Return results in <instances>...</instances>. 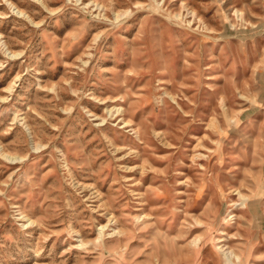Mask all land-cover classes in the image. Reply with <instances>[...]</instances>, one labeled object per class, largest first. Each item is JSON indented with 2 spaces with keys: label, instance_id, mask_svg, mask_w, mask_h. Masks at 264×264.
Here are the masks:
<instances>
[{
  "label": "rangeland",
  "instance_id": "rangeland-1",
  "mask_svg": "<svg viewBox=\"0 0 264 264\" xmlns=\"http://www.w3.org/2000/svg\"><path fill=\"white\" fill-rule=\"evenodd\" d=\"M43 1L0 0V264H264V0Z\"/></svg>",
  "mask_w": 264,
  "mask_h": 264
},
{
  "label": "bare ground",
  "instance_id": "bare-ground-1",
  "mask_svg": "<svg viewBox=\"0 0 264 264\" xmlns=\"http://www.w3.org/2000/svg\"><path fill=\"white\" fill-rule=\"evenodd\" d=\"M39 3H41L42 5H44V6H46L45 5V3H44V1L43 0H37ZM95 3H98V2H95ZM99 4V3H98ZM12 5H14V4H12ZM97 5V4H96ZM100 5V4H99ZM15 6V5H14ZM98 6V5H97ZM102 6V5H101ZM15 9H18V12L22 15V16H26L27 18H29L32 22H34L33 20H32V18L25 12V11H23V10H21V9H19L17 6H15L14 7ZM238 12H239V10H238ZM193 13H195V11H193ZM19 14V15H20ZM120 16V14H117V18ZM35 25H37V24H35ZM2 36V35H1ZM6 45V44H5ZM8 49V48H7ZM10 54H12L13 56H16V55H19L20 53L18 52H16V51H13V50H10V52H9ZM21 55V54H20ZM12 56V57H13ZM10 88V87H9ZM2 99H5V97H1ZM4 101V100H3ZM121 110V108L120 107H118V108H116V111H120ZM128 123V122H127ZM1 149H2V146H1V148H0V154H2L3 156H6V157H8V158H14V157H11V155H9V154H6V153H4V152H2L1 151ZM13 156V155H12ZM98 193V192H97ZM97 196H99V195H97ZM240 196L241 197H243L244 199L246 198V196L245 195H242V194H240ZM23 218L24 217H26V215H23L22 216ZM28 220L30 221V223H33V220H31L30 218H28ZM109 223V222H108ZM106 226H107V224H105V225H103V226H100V238H101V236L103 235V229L104 228H106ZM115 230H114V232H119L118 230H117V228H114ZM99 230V229H98ZM196 241V240H195ZM225 255L227 256V258H232V257H238V254H236V253H234V251L233 250H228V252H226L225 253Z\"/></svg>",
  "mask_w": 264,
  "mask_h": 264
}]
</instances>
